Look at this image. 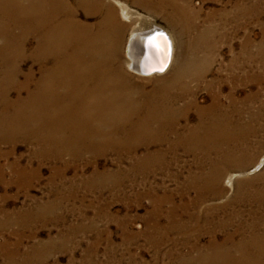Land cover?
I'll return each mask as SVG.
<instances>
[{
	"label": "bare ground",
	"instance_id": "6f19581e",
	"mask_svg": "<svg viewBox=\"0 0 264 264\" xmlns=\"http://www.w3.org/2000/svg\"><path fill=\"white\" fill-rule=\"evenodd\" d=\"M129 4L161 16L168 30L152 23L144 28L146 19ZM249 4L237 7L238 14L250 17ZM198 17L190 0H0V183L38 175L39 168L19 165V144L30 146L36 160L59 164L52 167L51 183L65 179L67 169L87 156L113 155L125 167H94L84 184L116 190L137 205L148 200L147 242L176 248L167 253L170 264H264V168L253 178L236 180L259 170L264 161V138L255 139L264 125L256 127V114L248 107L254 94L238 100L229 93L228 106L217 98L205 107L177 104L189 91L174 89L179 76L202 78L209 64L194 61L193 53L210 43ZM131 24L123 60L124 29ZM159 31L169 41L168 60L163 40L155 35ZM174 44L181 51L174 71L178 78L169 79L163 75L173 64ZM156 76L162 77L151 84L136 78ZM178 152L192 157L193 164L180 180L177 203L168 189L159 186L158 193L145 186L157 173L178 179L170 172ZM212 154L220 158L217 163ZM232 170L238 173H228ZM224 178L233 189L229 199L221 186ZM139 182L142 190L133 191ZM125 185L132 195L123 191ZM58 210L60 200L19 215L32 222H64L54 217ZM164 214L167 221L161 223ZM7 223L0 221V228ZM66 229L56 241L33 244L28 252L19 251L18 240L3 262L44 264L53 248L67 249L72 236L84 230L79 224Z\"/></svg>",
	"mask_w": 264,
	"mask_h": 264
},
{
	"label": "rangeland",
	"instance_id": "374dc122",
	"mask_svg": "<svg viewBox=\"0 0 264 264\" xmlns=\"http://www.w3.org/2000/svg\"><path fill=\"white\" fill-rule=\"evenodd\" d=\"M190 4L194 10L198 11L199 17L196 22L199 29H206L209 32L207 39L210 42L208 48H199L193 53L196 56L194 61L201 63L204 60L209 64L205 68L202 78L194 75L179 76L178 78L174 71L177 69L178 56L181 51L174 44L173 64L163 76L169 77V79L178 78L179 83L173 85L174 89L189 90L177 104L184 105L195 102L197 105L205 107L210 104L212 98H217L223 106H228L230 94H233L234 98L238 100L243 99L247 94H254L255 99L251 101L248 107L256 114L254 120L256 127L264 125V0H190ZM248 4L252 6L253 14L250 17L238 14L237 7L248 6ZM129 6L146 19L143 23L144 28L152 23L157 27L168 30L161 16L149 13L133 4H129ZM132 25L134 24L127 25L124 29L125 33L121 45V58L123 60H126L125 44L128 41L127 38H129ZM24 68L26 69V67ZM190 68L191 71H196V69ZM161 77L136 78L137 80L140 78L139 81L142 79L140 82L146 83L147 81L151 84L153 81L160 80ZM161 83L165 82L161 81ZM189 118L193 122L195 116L190 113ZM263 138L264 132L260 131L255 139ZM30 148V146L19 144L15 157L20 166L39 168L37 170L38 175L30 177V179H18L13 176V179L9 181L10 183H5L6 186L0 183V221L8 220V223H10L0 228V264L7 263L3 262L4 257L7 255L6 251L17 248L13 245L18 240H22V247L20 246L19 251L28 252L27 250L30 251L33 244L46 242L49 239L56 241L60 235L66 234L67 226L75 224L82 225L84 230L72 236V242L68 243L67 249L55 250L53 248L44 264H69L71 258H74V264H170L167 253L176 250V248H173L171 244L157 248L147 242L144 218L150 210L148 200H143L137 205L135 200L126 201L123 194L121 192L117 193L116 190L103 189L98 191L84 184V180L92 173L91 170L94 167L97 170L100 169V171L104 169L114 170L118 168L117 165L124 168V161L117 164L113 155H107L96 160H92L87 156L83 161L67 169L65 179L59 177L51 183L48 180L52 175V167L59 164L55 165V163L49 161L36 160L31 156ZM263 153L264 150L260 156ZM211 157V161L213 160L214 163L220 160L218 156L213 154ZM176 158L177 161L172 164L170 172L177 173L179 175L178 179L174 180L168 173H157L150 178L145 189L153 187L160 193L158 187L162 186L166 190L168 189V192H173L174 201L178 203L180 201L178 195L179 183L186 175V167L191 166L193 160L192 157L184 156L180 152H178ZM11 160L12 158H10ZM258 160L250 166H255ZM206 166H210L209 163ZM263 168L264 161L259 170L254 171L255 173L250 172L245 176L236 177V180L253 178ZM228 173L238 172L232 170ZM6 177L9 180L11 176L7 175ZM221 186L226 190L228 199L231 198L233 189L229 190L226 186L225 178L222 180ZM142 187L143 184L139 182L132 189L133 191H141ZM124 188L123 191L127 195H132L130 194L132 189L128 185H125ZM61 193L62 195H58ZM59 200L62 210H58L57 215H54V217L62 216L64 222L55 223L49 218L47 220L41 218L42 220L32 222L31 218L26 220L24 216L19 215L23 211L33 212L42 203ZM166 208L164 207V209ZM13 221L15 222L13 223ZM160 221L161 223L167 221L165 214ZM206 240L207 236H204L203 242ZM30 264L37 263L31 262Z\"/></svg>",
	"mask_w": 264,
	"mask_h": 264
},
{
	"label": "water",
	"instance_id": "95a60500",
	"mask_svg": "<svg viewBox=\"0 0 264 264\" xmlns=\"http://www.w3.org/2000/svg\"><path fill=\"white\" fill-rule=\"evenodd\" d=\"M155 35L160 36V38L163 40V42L165 44V51H166V55L164 56V60H166V59L168 60L169 55H170V47H169V41L167 39L166 34L159 31V32H155ZM157 70L158 69L152 70V73L157 72Z\"/></svg>",
	"mask_w": 264,
	"mask_h": 264
}]
</instances>
